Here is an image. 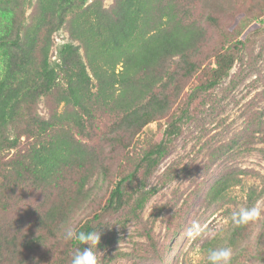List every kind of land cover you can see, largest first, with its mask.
<instances>
[{"label":"trees","instance_id":"1","mask_svg":"<svg viewBox=\"0 0 264 264\" xmlns=\"http://www.w3.org/2000/svg\"><path fill=\"white\" fill-rule=\"evenodd\" d=\"M193 1L115 0L106 8L103 0H37L26 24L24 2L0 0V156L5 149L18 147L23 136L29 140L25 151L0 162L2 186L14 194L29 190L56 194L46 211L35 212L32 222L24 213L0 221V264H72L77 250L89 245L66 241L64 250L36 258L33 254L44 241L43 230L56 236L90 196L86 186L94 173L100 169L108 173L107 143L113 146L111 159L115 160V153L119 156L121 150L141 141L138 137L148 124L168 114L174 116L159 141L148 143L142 156H121L109 197L99 212L76 230L99 233L106 216L125 210L130 213L128 219H140L148 201L175 178L179 163L171 165L159 186L147 182L172 153L182 124L190 119L192 104L222 83L237 59L228 49L217 51L185 102L171 111L185 89L181 78L199 69L192 55L204 32L188 8ZM210 19L217 22L212 16ZM65 24L71 41L59 47L58 61L52 62L53 34ZM176 56L181 58V71L171 70L170 62ZM43 96L55 104L48 117L34 111ZM104 125L106 133L98 140ZM10 127L14 128L13 137L8 135ZM256 133L264 139L263 124ZM242 146L245 144L233 139L208 156L211 161L212 156L214 161L222 157L227 163L229 157L244 151ZM212 166L206 163L201 170L208 173ZM247 174L242 168H231L213 179L208 174L193 192H204L210 207L222 206L230 201L228 190ZM67 180L72 186L65 184ZM263 195L264 189L250 190L247 207ZM8 208L9 202L0 198V213ZM232 212L230 208L226 212L230 220L226 236L208 242L206 248L231 247L232 264L264 261V241L255 254L252 245L257 226L263 228L264 237V218L235 227ZM21 221L29 223L27 232L21 229Z\"/></svg>","mask_w":264,"mask_h":264},{"label":"rangeland","instance_id":"2","mask_svg":"<svg viewBox=\"0 0 264 264\" xmlns=\"http://www.w3.org/2000/svg\"><path fill=\"white\" fill-rule=\"evenodd\" d=\"M20 1L24 2L27 24L36 9L37 0ZM114 1L103 0V5L109 8ZM77 8L69 11L67 18ZM188 8L204 32L197 51L192 55V60L199 69L190 77H180L185 89L171 111L185 102L187 93L199 82L217 51L228 49L235 53L237 59L222 83L202 94L192 104L190 119L182 124V133L175 140L172 153L160 163L147 182L148 186H159L171 165L179 163L175 178L161 187L148 201L140 219H128L130 213L127 210L103 219L105 226L99 232V244L93 248L99 264H106L105 261L107 264H205L208 253L205 245L215 239L224 238L228 233L230 220L227 210L230 208L238 211L240 207H247L250 190L264 189V139L261 138V133L254 134L261 124L264 125V0H194L188 4ZM210 16L216 18L217 22L213 23ZM53 41L50 60L55 62L58 61L59 47L71 41L66 24L54 32ZM180 59V56H176L171 60V70H182ZM54 108L53 99L43 96L34 111L42 117H48ZM172 116L174 114H168L165 118L148 124L138 137L141 141L133 143L127 150H121L119 156L115 153V160L111 159L113 146L106 144L107 155H110L106 162L108 173L103 174L102 169L94 173L86 186L90 196L84 204L78 206L64 229H76L99 212L116 184L115 174L120 159L125 154L142 156L141 152L147 148L148 143L161 139L163 128ZM109 121L111 120L107 119V124ZM107 128L103 126L98 140L106 133L103 131ZM8 135L15 136L14 128L10 127ZM233 139L245 144L241 147L244 151L234 158L229 157L227 163H223L225 160L222 157L214 161L212 156L211 161L208 155ZM19 142L18 147L2 152L0 162L13 157L19 151H25L29 140L23 136ZM206 163L213 165L208 173L201 170ZM231 168L246 169L249 174L242 176L241 182L228 190L229 202L210 207L205 202L204 192L200 195L193 192L195 186L203 182L208 174L213 179ZM2 184L0 177V198L10 205V208L0 213V221L3 222L6 221L5 218L14 219L23 213L31 216L32 222L36 217L35 212L46 211L49 201L56 195L51 190H29L22 195L19 192L14 194L7 188L3 189ZM65 184L72 186V182L68 180ZM255 205L264 209V195ZM194 221L203 231L192 238L188 235V230L192 228ZM19 225L23 232L30 229L26 221H21ZM262 231L263 228L257 226L252 235L254 254L264 241ZM43 234L44 241L37 244V252L33 254L36 258L41 254L46 256L64 250L66 241L63 239V226L57 230L56 236L46 230H43ZM20 237L24 238L22 235ZM217 242L220 244L218 240ZM109 257L112 259L107 261ZM245 262L264 264L262 260Z\"/></svg>","mask_w":264,"mask_h":264},{"label":"clouds","instance_id":"3","mask_svg":"<svg viewBox=\"0 0 264 264\" xmlns=\"http://www.w3.org/2000/svg\"><path fill=\"white\" fill-rule=\"evenodd\" d=\"M262 209L258 205L252 207H240L238 211L231 214V222L233 226L240 227L250 222L259 220L262 216ZM203 229L197 222H193V226L188 230V235L192 238L199 236ZM213 238L214 234H213ZM63 239L65 241H78L81 244H88L89 247L83 250H77L72 258V264H99L96 253L93 251L100 241V235L96 231L78 232L75 228H63ZM234 251L229 246H220L208 250L207 264H232Z\"/></svg>","mask_w":264,"mask_h":264}]
</instances>
